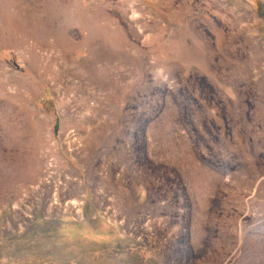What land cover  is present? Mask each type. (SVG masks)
I'll use <instances>...</instances> for the list:
<instances>
[{"label": "rangeland", "instance_id": "obj_1", "mask_svg": "<svg viewBox=\"0 0 264 264\" xmlns=\"http://www.w3.org/2000/svg\"><path fill=\"white\" fill-rule=\"evenodd\" d=\"M0 264H264V0H0Z\"/></svg>", "mask_w": 264, "mask_h": 264}]
</instances>
